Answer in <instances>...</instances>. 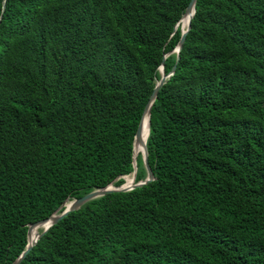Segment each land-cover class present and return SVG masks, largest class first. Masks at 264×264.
<instances>
[{"label":"trees","instance_id":"obj_1","mask_svg":"<svg viewBox=\"0 0 264 264\" xmlns=\"http://www.w3.org/2000/svg\"><path fill=\"white\" fill-rule=\"evenodd\" d=\"M189 2L0 0V264L133 173L161 65L154 180L69 213L20 264H264V0H197L164 58Z\"/></svg>","mask_w":264,"mask_h":264},{"label":"water","instance_id":"obj_2","mask_svg":"<svg viewBox=\"0 0 264 264\" xmlns=\"http://www.w3.org/2000/svg\"><path fill=\"white\" fill-rule=\"evenodd\" d=\"M196 1L197 0H190L183 16L181 17V19L179 20V22L175 26L174 31H176L178 25L180 24V22L183 19L189 18L186 29L182 30V28H180L181 29V37H180L178 44L176 45V48L174 49V51L166 54L164 56V58L169 56L171 53H176L177 59L179 58V56H178L179 51L181 50L183 43L185 41V36L190 29V21H191L193 14L195 12ZM4 7H5V0H3V8ZM174 69H175V67H173V70ZM173 70L169 74L166 75L163 71V65H161V67H160L161 77H160L159 81L157 82L155 88L153 89V91H152V93H151V95H150V97H149V99L145 105V108H144V111L142 113L140 122L138 124V128L136 130V134L134 136V141H133L132 184L126 185V183L124 182V184L121 185L120 187H114L113 183H112L103 189L94 190V191L90 192L89 194H87V195H85L79 199H74V200L69 201V202L66 201L52 216H50L49 218H47L45 220L34 223L28 227V230H27V246H26L25 250L18 256V258L12 264H20L25 259L26 255L31 251L33 246L36 244L37 240L50 227H52L53 225L58 223L61 219H63L69 213L75 212V211L79 210L83 205L87 204L88 202L95 200V199H98V198H101L107 194L115 193V192H128V191H131L135 188H139L145 184H148L154 180L153 173H152V171L148 165V154H147V148H146V140L143 141V137H142L143 129H144L143 127L145 126V123H147L148 131H149V119H150V113H151L152 106L156 100L159 89L165 83L166 79H168L169 76H171L173 74ZM136 150L139 151L138 154L135 153ZM139 154L141 155V158H142L143 167H144L145 172H146V178L144 181L135 183V177H136V171H137L136 158ZM122 178L124 179V177H122ZM62 208H64V210L62 212H60V210ZM38 228H40L39 230H42V232L41 233L37 232L33 236V233Z\"/></svg>","mask_w":264,"mask_h":264},{"label":"bare ground","instance_id":"obj_3","mask_svg":"<svg viewBox=\"0 0 264 264\" xmlns=\"http://www.w3.org/2000/svg\"><path fill=\"white\" fill-rule=\"evenodd\" d=\"M188 20H189V18H185V19H183L181 22H180V24H179V26L182 28V30H185L186 29V26H187V23H188ZM144 129H143V135H142V137H143V141H145L146 139H147V136H148V125H147V123H145V126L143 127ZM138 152L139 151H135V153L136 154H138ZM129 177H132V176H129ZM129 177H126V178H129ZM125 178V179H126ZM132 184V180H131V183L129 184V185H131ZM40 228H38L34 233H33V236L35 235V233H37L38 232V230H39Z\"/></svg>","mask_w":264,"mask_h":264},{"label":"rangeland","instance_id":"obj_4","mask_svg":"<svg viewBox=\"0 0 264 264\" xmlns=\"http://www.w3.org/2000/svg\"><path fill=\"white\" fill-rule=\"evenodd\" d=\"M130 176H132V174H131ZM126 177H129V176H126ZM126 177H124V179H125ZM124 182H126V181L124 180Z\"/></svg>","mask_w":264,"mask_h":264}]
</instances>
